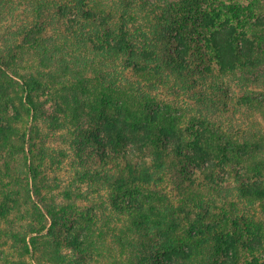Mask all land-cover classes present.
<instances>
[{
  "label": "trees",
  "instance_id": "obj_1",
  "mask_svg": "<svg viewBox=\"0 0 264 264\" xmlns=\"http://www.w3.org/2000/svg\"><path fill=\"white\" fill-rule=\"evenodd\" d=\"M61 128L82 167L57 202ZM7 245L0 264H264V0H0Z\"/></svg>",
  "mask_w": 264,
  "mask_h": 264
},
{
  "label": "rangeland",
  "instance_id": "obj_2",
  "mask_svg": "<svg viewBox=\"0 0 264 264\" xmlns=\"http://www.w3.org/2000/svg\"><path fill=\"white\" fill-rule=\"evenodd\" d=\"M46 118L42 117L40 119V126L42 128L43 131H46L48 129V119L45 120ZM62 133H64V129L61 128L59 130V132L57 131L58 137L53 138L52 141H46L45 143H52L54 146H56L58 149H66L69 150V155L67 158H65L64 160V164L61 166V168L59 169V175L62 177L63 182L61 184V187L58 189H55L53 193H55L54 195H56L57 202L59 200H62V198H64L65 196L63 195V193H61V191L68 187L71 183H75L76 181V177H77V169L81 168L82 166H80V162L78 161V155L76 154L77 149L73 146H69V140L67 139V141H65V137L62 136ZM67 136H69L67 134ZM97 149V148H96ZM93 149H91L90 147L86 148L87 154H91ZM98 150V149H97ZM99 158V157H98ZM98 158H92L90 159V163H95L96 161H99ZM52 184H54V182L51 181ZM63 201H67L66 199ZM1 249V247H0ZM12 253H16L17 255V249H12L10 248V246H5L4 247V251L0 252V256H4L5 254H12ZM75 259H78V256H75ZM91 261V260H90ZM1 263V262H0ZM91 264H96L94 261H91Z\"/></svg>",
  "mask_w": 264,
  "mask_h": 264
}]
</instances>
